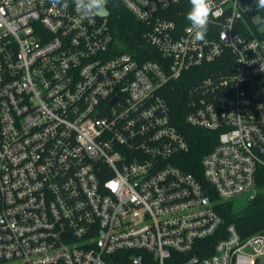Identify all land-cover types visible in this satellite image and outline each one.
Instances as JSON below:
<instances>
[{"label": "built area", "instance_id": "2783aa9c", "mask_svg": "<svg viewBox=\"0 0 264 264\" xmlns=\"http://www.w3.org/2000/svg\"><path fill=\"white\" fill-rule=\"evenodd\" d=\"M120 1L151 58L73 0H0V264H260L218 207L264 169V9L213 0L198 42L190 0ZM186 127L216 139L200 175Z\"/></svg>", "mask_w": 264, "mask_h": 264}, {"label": "trees", "instance_id": "16d2710c", "mask_svg": "<svg viewBox=\"0 0 264 264\" xmlns=\"http://www.w3.org/2000/svg\"><path fill=\"white\" fill-rule=\"evenodd\" d=\"M108 13L109 28L116 40L124 46L123 52L133 55L140 61L151 58L150 53L153 50L144 38L145 26L131 15L120 0H109ZM184 90L186 87L183 88ZM183 91L174 94L173 99L182 98L178 95H182ZM185 134L191 144V151L181 160L180 166L188 172L200 175L201 161L214 148L215 136L207 131L189 127H186ZM257 189L258 194L255 199L250 201L239 214L233 211L232 201L221 203L218 207V212L224 218L225 227L234 224L243 237L264 233V169L259 170Z\"/></svg>", "mask_w": 264, "mask_h": 264}, {"label": "clouds", "instance_id": "9594fccd", "mask_svg": "<svg viewBox=\"0 0 264 264\" xmlns=\"http://www.w3.org/2000/svg\"><path fill=\"white\" fill-rule=\"evenodd\" d=\"M76 12L85 19L108 14L107 5L109 0H73ZM56 5L63 4V0H51ZM258 9H264V0H256ZM213 12V0H190V9L186 13L190 27L188 31L193 34L198 42H206L205 37L208 26L211 23L210 16H215Z\"/></svg>", "mask_w": 264, "mask_h": 264}, {"label": "rangeland", "instance_id": "374dc122", "mask_svg": "<svg viewBox=\"0 0 264 264\" xmlns=\"http://www.w3.org/2000/svg\"><path fill=\"white\" fill-rule=\"evenodd\" d=\"M233 204V211L240 213L249 205V194H242L231 200ZM260 264H264V257L260 259Z\"/></svg>", "mask_w": 264, "mask_h": 264}, {"label": "water", "instance_id": "95a60500", "mask_svg": "<svg viewBox=\"0 0 264 264\" xmlns=\"http://www.w3.org/2000/svg\"><path fill=\"white\" fill-rule=\"evenodd\" d=\"M109 14V13H108ZM108 14L107 15H105V16H100V17H108Z\"/></svg>", "mask_w": 264, "mask_h": 264}]
</instances>
